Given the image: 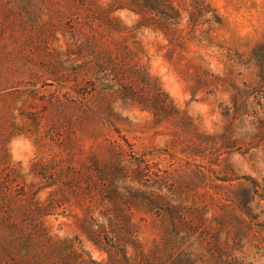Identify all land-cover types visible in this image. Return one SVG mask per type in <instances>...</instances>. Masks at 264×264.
<instances>
[{
	"label": "rangeland",
	"instance_id": "rangeland-1",
	"mask_svg": "<svg viewBox=\"0 0 264 264\" xmlns=\"http://www.w3.org/2000/svg\"><path fill=\"white\" fill-rule=\"evenodd\" d=\"M203 1L212 11H183L163 36L108 30L74 0H0V264H36L35 234V254L20 252L36 227L60 243L42 245L47 260L72 251L103 263L97 223L126 217L147 248L158 206L188 196L218 213L236 178L264 182V121L253 117L264 101L255 104L248 60L264 0ZM115 14L127 27L137 19ZM238 89L246 101L234 99Z\"/></svg>",
	"mask_w": 264,
	"mask_h": 264
},
{
	"label": "trees",
	"instance_id": "trees-1",
	"mask_svg": "<svg viewBox=\"0 0 264 264\" xmlns=\"http://www.w3.org/2000/svg\"><path fill=\"white\" fill-rule=\"evenodd\" d=\"M74 1L78 9L83 7L92 21L99 17L110 25L107 26L108 30L120 34H131L144 27L166 36L178 29L183 11L186 10L191 17L212 11L203 0H187L188 5L185 8L181 6L185 0ZM119 11H126L137 19L127 27L115 14ZM212 17L215 22H219L217 14H212ZM122 48V58L135 62L137 58L130 54L125 45ZM248 60L254 68L257 80L255 85L250 84L249 88L251 92L254 88H259L261 95L255 104L261 107L263 105L260 102L264 101V34L261 41L250 50ZM144 76L147 78L145 74ZM155 89V100H160V92H157L159 88ZM245 93L247 90H236L234 99L246 101ZM161 103L166 107L167 104L163 103V100ZM250 104L254 103L250 101ZM256 109L253 111L255 121L263 122L264 115H257L259 112ZM198 171L203 174L201 169ZM236 179V183L229 185L222 197L214 192L219 196V203L216 204L218 213L204 204L192 203L188 196L177 202L170 201L163 208L158 206L154 214L159 220L160 229L157 239L147 248L139 243L136 231L125 217L122 225L111 222L96 224L98 241L102 245L100 249L105 253L103 263L87 262L77 257L72 260V251L60 259L47 260L42 245L55 246L60 243L39 227L25 233L20 248L21 255L29 259L35 254L36 251L34 254L31 252V238L32 234H35L41 247L34 255L36 264H255L260 260L264 264V182L251 176ZM220 180L231 182L234 178ZM31 209L37 211L41 208L36 205V208ZM106 211L104 209V213H100L102 219H109L111 212L107 215Z\"/></svg>",
	"mask_w": 264,
	"mask_h": 264
}]
</instances>
